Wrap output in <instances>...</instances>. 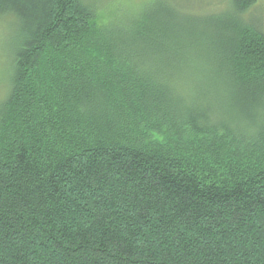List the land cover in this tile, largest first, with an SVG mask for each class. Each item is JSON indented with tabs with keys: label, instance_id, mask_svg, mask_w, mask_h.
Instances as JSON below:
<instances>
[{
	"label": "trees",
	"instance_id": "obj_1",
	"mask_svg": "<svg viewBox=\"0 0 264 264\" xmlns=\"http://www.w3.org/2000/svg\"><path fill=\"white\" fill-rule=\"evenodd\" d=\"M257 2L0 0V264H264Z\"/></svg>",
	"mask_w": 264,
	"mask_h": 264
},
{
	"label": "rangeland",
	"instance_id": "obj_2",
	"mask_svg": "<svg viewBox=\"0 0 264 264\" xmlns=\"http://www.w3.org/2000/svg\"><path fill=\"white\" fill-rule=\"evenodd\" d=\"M97 2L100 7V0H86ZM103 8L109 10L110 5H117L126 8L128 11L139 13L146 5L153 0H101ZM179 14L197 18L207 17L209 13L224 6V0H166ZM207 5V6H206ZM209 6V7H208ZM123 11V9H122ZM249 14L257 20L264 21V0H258ZM179 16V15H178ZM19 27L11 17L0 18V103L7 97L11 88L12 62L14 51L18 43ZM11 68V70H10Z\"/></svg>",
	"mask_w": 264,
	"mask_h": 264
}]
</instances>
